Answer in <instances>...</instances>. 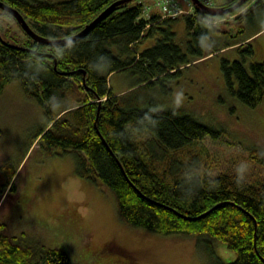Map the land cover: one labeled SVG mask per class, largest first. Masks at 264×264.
<instances>
[{
	"label": "trees",
	"instance_id": "obj_1",
	"mask_svg": "<svg viewBox=\"0 0 264 264\" xmlns=\"http://www.w3.org/2000/svg\"><path fill=\"white\" fill-rule=\"evenodd\" d=\"M4 1L37 33L63 37L80 30L114 0ZM247 1L230 12L208 14L188 0L194 12L175 16H161L157 8L142 16L145 3L120 2L64 44L39 42L0 8L25 33L22 42L12 43L0 31V91L17 79L23 91L41 103L46 122L34 136L42 132L37 143L50 154L57 148L76 150V174L110 189L128 224L160 234L197 236L208 254L207 264H264V176L252 183L236 172L212 174L196 157L183 160L180 148L220 129L192 113L162 107L153 84L166 91L167 79L180 72L179 66L237 47L240 56L222 57L221 71L233 95L251 107L258 105L264 99V60H245L253 53L251 37L264 27V0ZM178 20L184 21L190 36L188 53L175 40ZM152 36L153 44L136 49ZM207 39L208 50H203ZM118 70L136 74L133 87L122 93L109 86V74ZM250 151L264 168V149L253 146ZM11 228L0 220V264H70L62 247ZM213 239L234 250L235 257L221 260Z\"/></svg>",
	"mask_w": 264,
	"mask_h": 264
},
{
	"label": "rangeland",
	"instance_id": "obj_2",
	"mask_svg": "<svg viewBox=\"0 0 264 264\" xmlns=\"http://www.w3.org/2000/svg\"><path fill=\"white\" fill-rule=\"evenodd\" d=\"M137 1L145 3L144 13L153 8L172 15L175 10L194 12L188 0H175L180 10L167 5L169 11L153 0ZM205 1L222 5L230 0ZM174 29L175 40L188 53L190 36L184 21L178 20ZM0 31L12 43L25 38L17 21L1 9ZM153 43L154 36L145 38L136 49ZM209 43L208 39L203 41V50H208ZM250 43L253 53L245 63L264 60V27L251 37ZM239 56L237 47L227 46L179 66L180 72L163 82L169 87L166 91L158 83L153 86L155 96L160 103L163 101L162 107L192 113L199 121L220 129L215 136L205 135L180 148L178 153L183 160L196 157L200 166L212 174L236 172L257 183L264 176V168L251 157L250 148L264 149V99L254 107L240 101L228 89L220 67L222 57ZM135 76L129 71H113L108 76L109 86L116 91L134 81ZM45 122L37 98L28 96L17 79L5 83L0 91V220L6 221L10 230L62 247L70 264H207L208 254L196 242L197 236L160 234L125 222L110 189L76 174V150L57 148L50 154L43 144L37 143L42 132L34 136ZM6 162L13 169L3 168ZM12 174L10 187L7 179ZM211 241L221 260L235 257L234 250L224 243Z\"/></svg>",
	"mask_w": 264,
	"mask_h": 264
},
{
	"label": "water",
	"instance_id": "obj_3",
	"mask_svg": "<svg viewBox=\"0 0 264 264\" xmlns=\"http://www.w3.org/2000/svg\"><path fill=\"white\" fill-rule=\"evenodd\" d=\"M126 1H130V0H114V1H112L105 8H103L93 19H91L89 22H87L80 30H78L77 32H75L69 36H63V37H47V36H44V35L37 33L27 23V21L25 20V18L22 15V13L15 6H13L12 4H10L4 0H0V8H2L3 10H6L10 14H12L16 18V20L18 21L20 26L23 28V30L28 35H30L32 38L38 40L39 42L48 43V44H64V43H67L70 40L75 39V38L81 36L82 34H84L96 22H98L99 20L104 18L106 15H108L115 8V6L118 3L126 2ZM191 1L196 7H198L204 13L223 14V13H227V12L234 10L237 6H239L245 0H235V2H233L232 4H229V5H208V4H205L201 0H191ZM53 58L55 61V57H53ZM54 66H55V63H54ZM102 99L103 98L98 99L99 104H100V100H102ZM98 109H99V106L97 108V113H96L95 119H97V116H98V111H99ZM95 126H96V124H95ZM96 131L98 132L100 137L104 140V137L101 134V132L99 131L97 126H96ZM105 143H106V146L108 147V149L110 150L111 154L115 157L117 162L121 165L120 160L118 159L116 154L109 147L108 143L107 142H105ZM254 228H255V230H254V235H255L256 234V221H254ZM254 243H255V241H254Z\"/></svg>",
	"mask_w": 264,
	"mask_h": 264
},
{
	"label": "built area",
	"instance_id": "obj_4",
	"mask_svg": "<svg viewBox=\"0 0 264 264\" xmlns=\"http://www.w3.org/2000/svg\"><path fill=\"white\" fill-rule=\"evenodd\" d=\"M155 3L158 4L160 7H162L164 10L166 9L167 11H169V8L167 7V5H171V6H174V7H177V9L180 10V8L178 6H176V2L175 0H155ZM178 10H175L173 12V15L176 14ZM179 12V11H178ZM177 12V13H178ZM166 14V13H165ZM168 14V13H167ZM169 15H172V14H169Z\"/></svg>",
	"mask_w": 264,
	"mask_h": 264
},
{
	"label": "flooded vegetation",
	"instance_id": "obj_5",
	"mask_svg": "<svg viewBox=\"0 0 264 264\" xmlns=\"http://www.w3.org/2000/svg\"><path fill=\"white\" fill-rule=\"evenodd\" d=\"M3 168H9V170H10V168L13 169V167H11V165H10L8 162L4 163ZM12 169H11V170H12ZM6 170H7V169H6ZM12 176H13V174H12V175H9V177H8V179H7V185L10 184V187L12 186V183H13V181H14V180H11V179H12ZM28 187H30V186L28 185Z\"/></svg>",
	"mask_w": 264,
	"mask_h": 264
},
{
	"label": "bare ground",
	"instance_id": "obj_6",
	"mask_svg": "<svg viewBox=\"0 0 264 264\" xmlns=\"http://www.w3.org/2000/svg\"><path fill=\"white\" fill-rule=\"evenodd\" d=\"M153 1H155V0H153ZM201 1H203L205 4H208V5H213L212 3H208L207 1H205V0H201ZM247 0H245L244 2H246ZM192 2V1H191ZM244 2H242L241 4H243ZM240 4V5H241ZM239 5V6H240ZM238 7V6H237ZM236 7V8H237ZM186 10V9H185ZM144 13V12H143ZM180 13V12H179ZM178 13V14H179ZM162 15L161 16H175V15H177V14H175V15H169V14H165V13H161ZM163 14H165V15H163ZM148 15V11L146 12V13H144V14H142V16H147ZM102 20V19H101Z\"/></svg>",
	"mask_w": 264,
	"mask_h": 264
},
{
	"label": "crops",
	"instance_id": "obj_7",
	"mask_svg": "<svg viewBox=\"0 0 264 264\" xmlns=\"http://www.w3.org/2000/svg\"><path fill=\"white\" fill-rule=\"evenodd\" d=\"M213 5H214V4H213ZM216 21H219V20H216ZM134 82H135V80L132 81L131 83L127 84V85H124L123 87H120V88L116 89V91H114V92L118 93V92H120L121 90H125V89H127V88H132Z\"/></svg>",
	"mask_w": 264,
	"mask_h": 264
}]
</instances>
